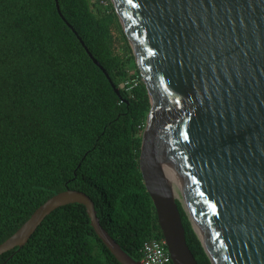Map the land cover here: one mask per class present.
<instances>
[{
	"label": "trees",
	"instance_id": "16d2710c",
	"mask_svg": "<svg viewBox=\"0 0 264 264\" xmlns=\"http://www.w3.org/2000/svg\"><path fill=\"white\" fill-rule=\"evenodd\" d=\"M57 2L61 16L55 0H0V245L48 199L72 190L91 199L100 226L141 261L143 244L161 236L140 169L148 92L110 0ZM177 207L197 264H211ZM0 264L120 263L85 207L73 204Z\"/></svg>",
	"mask_w": 264,
	"mask_h": 264
},
{
	"label": "water",
	"instance_id": "95a60500",
	"mask_svg": "<svg viewBox=\"0 0 264 264\" xmlns=\"http://www.w3.org/2000/svg\"><path fill=\"white\" fill-rule=\"evenodd\" d=\"M110 1L149 96L140 169L173 264H197L174 187L211 264H264V0ZM73 204L118 263L142 264L72 190L37 208L0 255L21 250L47 216Z\"/></svg>",
	"mask_w": 264,
	"mask_h": 264
},
{
	"label": "built area",
	"instance_id": "2783aa9c",
	"mask_svg": "<svg viewBox=\"0 0 264 264\" xmlns=\"http://www.w3.org/2000/svg\"><path fill=\"white\" fill-rule=\"evenodd\" d=\"M137 78L125 83L126 90L131 91L138 84ZM142 264H173L168 253L166 241L162 236L159 238L152 237L143 244L142 247Z\"/></svg>",
	"mask_w": 264,
	"mask_h": 264
},
{
	"label": "rangeland",
	"instance_id": "374dc122",
	"mask_svg": "<svg viewBox=\"0 0 264 264\" xmlns=\"http://www.w3.org/2000/svg\"><path fill=\"white\" fill-rule=\"evenodd\" d=\"M149 115H150V114H148V116H147V122H146V124L144 125L143 130H142V132H141V139H143V136H144V133H145L146 129H147V132H148L147 125H148ZM147 132H146V134H147ZM146 134H145V136H146ZM141 150H142V149H141ZM144 151L146 152V149H144ZM174 190H175L174 192H175L176 197H178V198H177V199H178V202L182 205L183 209L186 210L185 202H184V200H183V198H182V196H181V192H180V190L177 189V188H175Z\"/></svg>",
	"mask_w": 264,
	"mask_h": 264
},
{
	"label": "bare ground",
	"instance_id": "6f19581e",
	"mask_svg": "<svg viewBox=\"0 0 264 264\" xmlns=\"http://www.w3.org/2000/svg\"><path fill=\"white\" fill-rule=\"evenodd\" d=\"M138 86V85H137ZM150 127H151V120H150V123H149V126H148V132H149V130H150ZM147 132V133H148ZM174 189H175V187H174ZM175 191V190H174ZM178 198V197H177Z\"/></svg>",
	"mask_w": 264,
	"mask_h": 264
}]
</instances>
